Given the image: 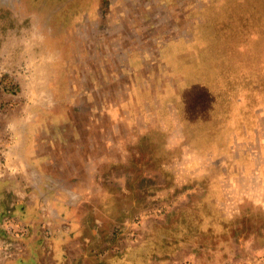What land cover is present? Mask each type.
<instances>
[{
	"label": "rangeland",
	"instance_id": "1",
	"mask_svg": "<svg viewBox=\"0 0 264 264\" xmlns=\"http://www.w3.org/2000/svg\"><path fill=\"white\" fill-rule=\"evenodd\" d=\"M75 1L0 0V179L22 189L4 192L0 238L17 250L21 201L53 227L67 231L57 211L77 219L66 264H264V120L228 128L253 125V105L264 119V17L232 28L247 33L215 35L222 50L203 42V62L179 71L160 48L198 36L197 19L182 17L199 1L156 7L157 24L173 30L156 35L147 0H117L139 34L73 15ZM131 48L146 63L131 62ZM215 75L217 91L225 80L236 89L216 106ZM41 182L51 193L29 192Z\"/></svg>",
	"mask_w": 264,
	"mask_h": 264
},
{
	"label": "crops",
	"instance_id": "2",
	"mask_svg": "<svg viewBox=\"0 0 264 264\" xmlns=\"http://www.w3.org/2000/svg\"><path fill=\"white\" fill-rule=\"evenodd\" d=\"M133 1L135 0H128ZM147 4L145 7V12L147 15V25L150 27L147 29L146 32L152 34H162V33H170L173 30L172 27L163 26L164 23L157 24L155 21L158 18V14L155 12V8L161 9H169L172 7V3L174 0H147ZM200 2L199 6H190L186 7L184 17L186 19H197L195 24L193 25V30H190V33L198 35L195 37L194 40L188 41L185 38H179L177 40H173L167 43L162 44L160 48L161 58H163L164 63L168 66L173 67L175 70H185L187 66H196L203 62L204 55H205V47L208 50L218 51L222 50L221 47V40L217 39L215 35H230L234 33H247L244 31L245 29L236 30L232 29L234 27H244L240 26L239 24L243 19L248 21H253L255 15L264 17V0H197ZM76 3L70 4L71 10H73V15H77L80 10L84 11L86 15L90 18V20L94 21V18L97 20L100 19L101 22L104 21V25L106 27H126L131 28V33H145V30H141L139 27V23L134 18V21L127 20L126 22L123 21V18L127 19V16H131L127 9L120 8V15L117 0H78L75 1ZM105 3L107 5L105 6ZM80 6H82L81 9ZM74 8V9H73ZM144 8V7H143ZM142 8V9H143ZM162 17L168 16L169 18H174L171 13L169 14H160ZM126 16V17H125ZM118 17H121L117 19ZM115 20V21H114ZM181 21V20H180ZM179 26L176 23L175 26ZM131 26V27H128ZM174 26V27H175ZM178 32H183L182 30ZM203 42H207V45H201ZM195 44H199L198 50L196 49L197 55L188 54L189 46H193ZM229 47L223 48L225 53L229 52ZM141 52L135 50V48L130 49L129 59L131 62L139 61L140 63H146V60L141 57ZM131 56V57H130ZM184 86L179 85L176 91L173 93L175 98L177 96H182V92L185 93V87L187 86V82L189 80H193V75H183L182 76ZM195 80V78H194ZM226 82L230 80H225ZM225 82V83H226ZM217 79L215 75V99L216 97H234L235 95V88L231 87V85L225 84L221 85L219 83V87H221V91H217L216 88ZM260 85V84H259ZM264 86V85H263ZM233 90V92H232ZM222 92V93H221ZM248 99L247 105H253L252 101H249L251 96L243 94ZM178 107L181 108L180 103ZM175 104V105H176ZM217 103L215 102V105ZM254 108H251V112L256 114L255 123L253 125H248L247 122H240V121H231L229 122L230 129H245V128H263V118L258 113L260 111L255 105ZM258 110V111H257ZM216 109H215V128H216ZM260 115V116H259ZM27 157V156H26ZM38 160H43V158H39ZM35 161V160H33ZM34 162L40 163V162ZM27 159L25 158V165L27 167L30 164H27ZM2 172V170H0ZM33 174L42 176L43 173L41 168H33ZM259 173L261 174V178L264 179V162L261 163L259 168ZM44 183V182H43ZM43 183H38L37 186H30L32 189H29V192L34 193H51L50 189H42ZM6 187L10 189H5ZM22 189H13L12 184L9 181L0 179V209L5 208L4 203V192H12ZM50 190V191H49ZM17 203V204H16ZM15 209L17 214L20 216V222L27 226L26 232L22 235H18V239L15 240L17 246L15 247L17 250L13 251L11 246L13 242L10 241L9 238H0V264H66V257L69 255L70 245L71 242L77 241L79 239V231L78 227L80 224L77 219H69L68 214L58 213L57 223L63 224L67 226V231L53 227V223L49 221L48 212H44V214H40L36 208H32L33 205L28 203L21 202H14ZM41 203H39L40 205ZM43 205V204H42ZM49 208L52 210V207L48 204ZM41 207V206H40ZM47 208V207H46ZM43 208V209H46ZM33 210V211H32ZM55 213V214H56ZM49 228V231H45ZM56 228V229H55ZM59 229V230H58ZM76 230V231H75ZM9 237V236H8Z\"/></svg>",
	"mask_w": 264,
	"mask_h": 264
},
{
	"label": "trees",
	"instance_id": "3",
	"mask_svg": "<svg viewBox=\"0 0 264 264\" xmlns=\"http://www.w3.org/2000/svg\"><path fill=\"white\" fill-rule=\"evenodd\" d=\"M229 83V85H231V83H233V81L231 82V80L230 81H228V82H226V84H228ZM260 86H262L263 87V85H264V83H262V81H260ZM248 85H252V84H248ZM222 97H216V99H215V102L218 104L219 102H217L218 100L217 99H221ZM228 98V97H227ZM216 104V105H217ZM215 105V106H216ZM215 109H216V107H215ZM217 122H218V120H217Z\"/></svg>",
	"mask_w": 264,
	"mask_h": 264
}]
</instances>
